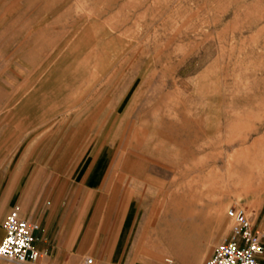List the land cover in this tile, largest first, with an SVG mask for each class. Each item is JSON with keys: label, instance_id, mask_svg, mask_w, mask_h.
I'll return each mask as SVG.
<instances>
[{"label": "rangeland", "instance_id": "rangeland-1", "mask_svg": "<svg viewBox=\"0 0 264 264\" xmlns=\"http://www.w3.org/2000/svg\"><path fill=\"white\" fill-rule=\"evenodd\" d=\"M93 167L96 264H203L236 204L262 229L264 0H0V207Z\"/></svg>", "mask_w": 264, "mask_h": 264}, {"label": "crops", "instance_id": "crops-1", "mask_svg": "<svg viewBox=\"0 0 264 264\" xmlns=\"http://www.w3.org/2000/svg\"><path fill=\"white\" fill-rule=\"evenodd\" d=\"M95 173L97 172L94 167L89 169L87 178L83 177L76 182L75 190L69 189L68 177L63 181L56 178L55 185L54 183L47 185L45 174L37 177L30 174L26 186H21L20 178L19 183L14 185L11 201H5L4 206L0 207V242L5 236L3 226L5 217L13 207H16L22 216L40 225L36 231L35 246L43 252L39 260L44 264H74L78 261L82 263L87 256H93L99 263L109 262V250L101 247L104 240V245L106 247L109 245V236L101 232L104 225L102 218H99V211L98 217L92 219V224L98 223V226L90 225L86 228L83 193L86 182L89 187L90 178L97 177ZM94 228L99 232L87 234V229ZM86 236L90 240V246L85 243ZM88 253L91 255H86ZM39 260L33 264H37Z\"/></svg>", "mask_w": 264, "mask_h": 264}, {"label": "built area", "instance_id": "built-area-1", "mask_svg": "<svg viewBox=\"0 0 264 264\" xmlns=\"http://www.w3.org/2000/svg\"><path fill=\"white\" fill-rule=\"evenodd\" d=\"M233 227L228 238L218 243L203 264H261L264 255V227L256 226L254 213L243 205L229 207ZM5 236L0 242V258L22 264L34 263L43 256L35 246L39 223L21 215L19 208L11 209L3 223ZM81 264H96L87 256Z\"/></svg>", "mask_w": 264, "mask_h": 264}]
</instances>
